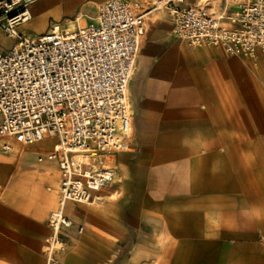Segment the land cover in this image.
<instances>
[{
  "label": "crops",
  "instance_id": "crops-1",
  "mask_svg": "<svg viewBox=\"0 0 264 264\" xmlns=\"http://www.w3.org/2000/svg\"><path fill=\"white\" fill-rule=\"evenodd\" d=\"M106 1L37 0L18 31L35 38L55 24L88 26ZM190 1L224 17L238 9L235 0ZM146 22L129 84L130 147L96 157L115 179L91 202L62 207L71 225L54 257L264 264V57L191 47L166 9ZM17 43L0 29V51ZM55 141L0 137V264H48L49 219L60 209L59 164L46 158Z\"/></svg>",
  "mask_w": 264,
  "mask_h": 264
},
{
  "label": "built area",
  "instance_id": "built-area-1",
  "mask_svg": "<svg viewBox=\"0 0 264 264\" xmlns=\"http://www.w3.org/2000/svg\"><path fill=\"white\" fill-rule=\"evenodd\" d=\"M36 1L0 0V29L18 39L0 51V137L25 145L56 139L46 158L59 164L60 209L50 215L47 261L58 264L54 252L65 246L61 232L71 225L62 207L91 202L115 179V169L97 166L96 157L130 147L129 84L146 16L166 9L174 34L191 47L223 46L230 54L264 57V0H235L238 9L225 15L231 25L189 0H107L88 26L55 24L29 38L18 27Z\"/></svg>",
  "mask_w": 264,
  "mask_h": 264
},
{
  "label": "water",
  "instance_id": "water-1",
  "mask_svg": "<svg viewBox=\"0 0 264 264\" xmlns=\"http://www.w3.org/2000/svg\"><path fill=\"white\" fill-rule=\"evenodd\" d=\"M190 1V0H189ZM191 2V1H190Z\"/></svg>",
  "mask_w": 264,
  "mask_h": 264
},
{
  "label": "bare ground",
  "instance_id": "bare-ground-1",
  "mask_svg": "<svg viewBox=\"0 0 264 264\" xmlns=\"http://www.w3.org/2000/svg\"><path fill=\"white\" fill-rule=\"evenodd\" d=\"M30 20V19H29Z\"/></svg>",
  "mask_w": 264,
  "mask_h": 264
}]
</instances>
